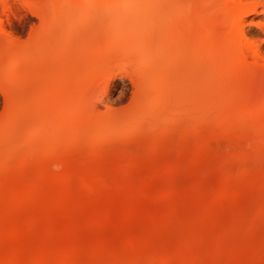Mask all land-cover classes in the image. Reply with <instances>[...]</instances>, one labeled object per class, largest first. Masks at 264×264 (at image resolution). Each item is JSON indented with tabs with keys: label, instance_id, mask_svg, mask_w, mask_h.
Instances as JSON below:
<instances>
[{
	"label": "bare ground",
	"instance_id": "1",
	"mask_svg": "<svg viewBox=\"0 0 264 264\" xmlns=\"http://www.w3.org/2000/svg\"><path fill=\"white\" fill-rule=\"evenodd\" d=\"M10 1L0 0L3 13L9 11ZM19 2L35 11L43 28L28 44L6 40L7 47L0 50L4 76L13 79V84L22 81L17 87L9 85L2 90L7 107L0 119V264H206L222 255L233 259L231 264L244 263L246 260L240 258L238 262L241 253L227 245L224 235L212 234L206 241L209 250L203 251L209 228L224 219L204 223L224 202L235 201L236 196L228 193L229 184L235 179L244 183L249 174L256 177V166H250L251 173L243 165L233 176L227 175L229 168L222 167L219 173L225 174L223 188L201 192L191 199L190 208L197 210L195 216L175 215L176 204L184 201L186 194L165 191L163 196L173 197L174 209L167 214L148 215L151 227L146 226L147 236L163 232L166 225L175 224L177 229L162 245L153 246L144 237L145 232L143 236L129 235L131 205L127 209V204H116L111 211L108 209L116 198L114 192L113 197L109 194L123 187L120 177L140 176L135 156L123 155L109 174L72 169L70 163L83 156L89 159L119 134H138L140 144H149L153 153L163 143H170L165 132L168 136L177 134L181 146L185 139H191L193 148L199 145L203 130L214 141L222 140L225 148L237 152L262 141L264 99L258 109L255 102L264 90V55L249 38L244 24L248 16H264V0ZM263 16L256 25L264 37ZM2 25L0 19L3 34ZM3 37L2 49L6 44ZM129 67L135 71L137 90L132 109L114 112L106 102H96L97 89L109 73ZM201 70L205 76L203 89L199 88L205 89L207 98L193 104L187 113L176 111L172 98L179 80L184 81L181 75L186 72L190 79L193 73L191 79L196 83ZM163 125L167 127L162 133ZM168 125H175L176 131L168 130ZM184 131L191 137L185 138ZM258 155L264 159V145ZM251 157L244 154L239 159ZM262 176L260 183L264 182ZM155 182L147 177L141 188L152 187ZM263 201L251 222L232 220L227 227L228 233L246 231L250 242L245 249L251 241L254 243L248 248L252 264L259 260L264 264V236L258 239L263 229L258 225L264 222ZM30 207H35L34 216H19V210ZM51 215H58L59 220ZM119 221L118 233L122 236L116 239L118 244L104 238L95 244L76 240L79 230L90 234ZM25 227L30 229L26 237L32 243L31 249L25 253L12 248L6 251L5 245L11 247L24 238L20 229ZM63 237L67 238L65 245H61Z\"/></svg>",
	"mask_w": 264,
	"mask_h": 264
},
{
	"label": "rangeland",
	"instance_id": "2",
	"mask_svg": "<svg viewBox=\"0 0 264 264\" xmlns=\"http://www.w3.org/2000/svg\"><path fill=\"white\" fill-rule=\"evenodd\" d=\"M0 11H1L0 19H2V24H3L2 28L4 30L3 34L0 32V46H2L1 38L3 36H4L2 39L3 44L6 43L4 42L6 40L7 42L17 41L18 43L24 45L28 44V42L33 38V35L35 36L36 32L38 33L39 32L38 30H41V28H43V24L40 21L41 19L37 17L38 16L37 14H34L35 11L33 12L32 9L30 10L28 7L21 4L19 0L10 1L9 11L6 10L7 12L4 11V13L2 12V9ZM261 16H263L262 13H259V15L248 16L247 21L244 24V28L247 34L249 35V38L253 40L256 45L259 46L261 53L264 55V37L263 35H261V32L256 25V22L260 20L259 18ZM8 38H10V40ZM6 47H7V43L3 46L4 49L0 47V50H5ZM134 69L136 68L134 67ZM4 72H5V68L4 67L0 68V119L3 117L5 113L6 110L5 107H7L6 105L7 101L2 93V90L8 89L9 85H13L14 87H17L15 85L18 83H19L18 85H20L22 82L21 80H16L14 82L15 84H13V82H11L13 81V79L9 77L10 80H7L6 76H4ZM132 72L134 73L135 71L133 70V68L130 67L125 69H121V68L115 69L114 71H111V73H109V75L103 80L104 84L102 82V87L99 86V90L97 89V92L95 94V97L97 98L96 102L99 101L103 102L102 104L106 102L105 104H107L110 107V109L114 112L115 111L127 112L130 109H132L134 96L137 91L135 88L136 83L134 84L135 82L134 79L136 77L133 78L135 74L133 75ZM186 72H190V71L186 70ZM186 72L184 76L183 75H181L182 77L180 76L181 78L184 79V81H182L183 83H180L181 80H179L178 82L179 84H177L176 85L177 87L175 88L176 93L172 98V100H174L173 103H175L176 111L181 109V111L185 113L189 111V109L193 104L197 105L198 103H202V101L207 98L205 97L206 95V92H204L205 89L202 91L205 71H203V73L202 70L201 73H199L200 71L198 72V74H201L202 76L196 75L198 77V78L195 77L196 83L195 81L192 82L193 79L192 75H194L192 71L190 77V79L192 78L191 80L187 78L186 75H188V73ZM188 81L190 82L188 83ZM191 85L193 86V88H191L192 87ZM199 87H201L202 89ZM190 90L193 91L192 94L195 93L193 97L192 94L190 93ZM262 91L263 92L259 94L255 102L256 109L259 108V106L261 105L264 99V94H263L264 90ZM188 92L191 94V96ZM100 102L99 104H101ZM101 109L103 110L104 108L102 107ZM182 126L184 125L182 124ZM182 126L180 127L182 128ZM165 127L167 126L163 125L162 133ZM168 128L166 129L168 130H170L171 128L174 129L175 125H168ZM174 131L176 130L174 129ZM188 133L190 136L187 133H185V138L186 135L191 137V133L190 132ZM164 134L165 136H167L170 143L169 144L163 143L161 148L154 153L150 152L151 150L149 144L147 143L140 144V142L138 141V134L136 133L119 134L117 136L110 138L107 142H105L102 146H100L97 152L95 153V155H93L89 159L88 158L85 159V156H83L84 158L80 156L81 158L80 157L79 158L81 159V161L85 160L83 162L79 161L80 159L77 161L75 156L71 157V158H75V161L70 163L71 164L70 167L72 169L81 168L82 170H86V171H93V170L97 172L104 171L103 173L109 174L114 171V166L116 167L114 163L117 160H119L123 155L133 156V157L135 156V158L137 159V168L141 172L140 176L136 178L135 177L129 178L126 176L120 177V181L122 182L123 187L119 191L118 190H116L117 192L112 191L111 194H109V196L113 197L112 196L113 192L115 194L117 193L116 195L113 194L114 195L113 198H115V196L116 198L114 199V202L112 203V205L109 206L108 209L111 211L112 206H115L116 204L122 205L123 203L125 204V206L127 204L126 206L127 209L128 207L130 208V206L128 205H131L130 211L131 214H133V217L128 225V227L130 228L128 229V232L130 230L129 235L130 234L135 235L140 233L138 236H143V232H145L146 234H144V237L147 238L149 228H147L146 226L149 225L148 220L156 213L163 212V214H167L170 211H173L174 209L173 208L174 199L171 195L163 196L165 191L170 190V191H177L186 194V199L176 204V209L174 212L175 215H177L178 217H185L188 215L195 216L197 210L195 208H190L191 199L195 198L201 192L210 193L212 190H215L218 187L223 188V186L221 185H222V181L224 180L225 174H222L221 172L219 173V170H221L222 167L229 168V172L227 173V175L229 174L233 176L238 170H240V168H242L243 165L247 166V167H243L244 169L247 168L248 170V168H250L251 173L252 171L250 166H252V168L253 166H256L258 172H255L254 174L257 173L256 176L257 178L254 175L249 174V176H247L248 179H243L245 181L244 183H242L243 182L242 179L241 181L239 179L238 180L239 182H237V180L235 179L234 182H231L229 184L230 186L228 188L229 191L228 193H232L233 196L237 197V198L234 197L235 199L233 198L235 201L224 202L223 205H221L217 210L213 211L211 213V216L208 219H206L207 223L204 220L205 221L204 224H209V222L215 218L224 219L223 220L224 222L223 221L221 222L220 220L221 223H217L211 228H209L208 232L210 233H208V235L211 234L210 237H208V235L205 233V235L207 236L205 237L203 251L206 252L209 250L208 249L209 245L207 247L206 244H208V242L206 241H208L211 238L212 234L224 235L226 237L227 245L238 249V251L241 253V254L238 253V258H237L239 260L238 262H241L240 261L241 259L244 261L245 260L248 261L247 263L245 261L244 262L245 264H250V263L252 264L251 261H253L252 259L253 256L249 255L250 253L249 249L252 246L251 245L252 241L250 243V246L248 245L249 249L248 248L245 249V247H247L246 246L247 243L249 244L250 242L247 241L248 239L246 237V231L242 232V230L241 231L239 230L238 232L235 231L234 233L233 232L228 233L227 227H229L228 226L229 221L232 220H236V222H238L237 220L243 222L245 221V219L252 220V217L254 219L258 207L260 203H262V200L264 199L263 196L264 182L260 183V180H258L260 179L259 177L261 175H264V159L259 158L258 155L261 152L262 145H264V138L262 141H255L253 146L244 147L241 151L237 152L231 147L225 148V144L222 140L214 141L212 138L209 137L206 130H203L201 132L200 134L201 140L196 148L192 147L193 141L191 139H185V141L183 140L185 144L181 146L176 136L177 134L175 136L174 133H172L173 135L169 134V136L167 132H165ZM244 154H251L252 157L247 158L244 161H240L239 157ZM147 177H153L156 182L152 187L142 189L141 183L145 181ZM254 177L256 180L254 179L253 181L251 178ZM255 181L257 184L255 187H253ZM249 182L250 183L252 182L251 186L248 185ZM63 191H66V189ZM75 199L77 202H80L81 200L79 197ZM19 212L18 214L20 217H23L24 215L26 216L27 213H29V215L34 216L35 207H30L24 210L21 209V211L19 210ZM148 215H150L151 217ZM76 217L78 219L84 220L80 216H76ZM51 218L55 221L59 220L58 215H51ZM251 220L249 222H251ZM146 221L147 224L145 223ZM119 223L120 221L106 226H102L101 228L93 230L92 233L90 234L89 233L84 234L81 230H79L76 234L77 236L76 240H78L79 243L80 241L82 242L84 240L85 242L91 244H95L94 242L97 241L99 242V240H104V239L105 240L108 239L107 241H111L109 239H114L116 241L117 238L120 239V237L122 236V233L120 231L118 233V230H120L119 226L121 225V223L120 224ZM260 225H262L261 227L263 229L260 232L261 234L258 236V239L264 236V222L259 224L258 226ZM165 229L167 230V232ZM165 229L163 230V232H160L153 237H148L149 239L148 243L151 245L154 244L155 246L156 244L162 245L169 236V234L177 229V226L175 224H171L168 226L166 225ZM20 232L24 236V238L13 243L12 244L13 247L5 245L4 249L6 251H9L12 248L18 252L25 253L31 249L32 243L30 239L26 237L29 234L30 229L27 227L21 228ZM63 238L61 239V245H65V243L67 242V238L66 237L64 239ZM263 238L261 239L262 242L264 241ZM255 239L257 240L256 237ZM114 243H117V241ZM252 244L254 246V243ZM130 255L131 254H129L128 257H130ZM249 256L250 259H247ZM258 259L256 261H258ZM261 259H264V251L262 253ZM227 261L231 264L233 259L230 260V257L222 255L217 258L207 260L206 264H228ZM258 262L257 264H259ZM242 263L243 262H241V264Z\"/></svg>",
	"mask_w": 264,
	"mask_h": 264
}]
</instances>
